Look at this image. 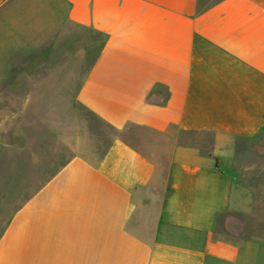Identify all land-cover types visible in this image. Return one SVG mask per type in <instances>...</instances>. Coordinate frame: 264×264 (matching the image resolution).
Here are the masks:
<instances>
[{
  "label": "crops",
  "instance_id": "crops-1",
  "mask_svg": "<svg viewBox=\"0 0 264 264\" xmlns=\"http://www.w3.org/2000/svg\"><path fill=\"white\" fill-rule=\"evenodd\" d=\"M13 20L97 36L79 99L150 154L119 136L0 191V264H264V0H0Z\"/></svg>",
  "mask_w": 264,
  "mask_h": 264
},
{
  "label": "rangeland",
  "instance_id": "rangeland-1",
  "mask_svg": "<svg viewBox=\"0 0 264 264\" xmlns=\"http://www.w3.org/2000/svg\"><path fill=\"white\" fill-rule=\"evenodd\" d=\"M45 31L41 22L0 25V191L18 193L12 206L71 159L97 162L119 136L150 154L140 139L144 132L122 134L79 99L97 36L75 27L62 37Z\"/></svg>",
  "mask_w": 264,
  "mask_h": 264
}]
</instances>
